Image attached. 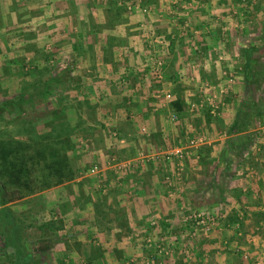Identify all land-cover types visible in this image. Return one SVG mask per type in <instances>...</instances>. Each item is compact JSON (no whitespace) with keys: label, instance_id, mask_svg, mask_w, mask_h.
I'll use <instances>...</instances> for the list:
<instances>
[{"label":"crops","instance_id":"0c3cea01","mask_svg":"<svg viewBox=\"0 0 264 264\" xmlns=\"http://www.w3.org/2000/svg\"><path fill=\"white\" fill-rule=\"evenodd\" d=\"M48 2L63 21L68 66L93 60L105 79L94 100L114 135L102 142L116 151L102 169L56 191L66 223L78 220L69 238L80 256L90 264H264L261 122L235 124L260 112L262 16L248 20L243 0H145L146 15L127 13L125 0ZM152 56L162 58L160 78ZM82 92L79 100L88 98ZM205 211L217 217L209 236L191 225Z\"/></svg>","mask_w":264,"mask_h":264},{"label":"rangeland","instance_id":"374dc122","mask_svg":"<svg viewBox=\"0 0 264 264\" xmlns=\"http://www.w3.org/2000/svg\"><path fill=\"white\" fill-rule=\"evenodd\" d=\"M47 1L0 0V142L7 146L21 142L59 149L68 155L77 177L85 173L94 175L92 169H102L104 158L110 160L116 155L112 147L102 146V142L109 144L114 135L107 132L104 117L97 114L99 102L94 100L96 92L105 87L104 83L98 82L105 79L99 78L101 72L90 66L93 60H85V65L80 68L71 64L68 66L70 57L61 44L63 21L56 20L57 15L50 16L53 11L46 9L52 2L47 4ZM243 1L246 9L251 11L248 20H255L256 14L264 20V0ZM61 5L57 1L53 4L60 9ZM123 5L125 9V3ZM140 8L146 9L147 13H142L140 9L133 12L125 10L142 15L152 12L145 0H140ZM169 8L173 10V5ZM164 38L170 46L169 39ZM166 44L163 42L160 47H167ZM260 55L264 59V51ZM158 59V56H152L149 61ZM255 75L264 79V70L255 69ZM79 90L88 98L79 100ZM255 92L260 93L255 103L262 115L264 84L261 91L256 89ZM259 118L255 119L261 122H258L257 135L264 139V119ZM204 119L207 122V115ZM177 120L178 117L172 122ZM97 129H100L98 133ZM95 134L98 136L94 137ZM59 187L61 185L6 204L15 226H8L9 219L0 216L6 236L3 241L1 229L0 264H11L12 257L18 253L19 246L17 248L16 245L21 244L24 253L32 257L30 264H90L76 249L78 244L74 241L77 237L69 238L71 227L78 220L72 218L66 223L61 216V208L57 207L56 201ZM197 214L209 217L210 231L205 232L193 222L192 228L209 236L216 229V215L206 211ZM4 242L8 251H5ZM85 244H82L84 252L85 247L90 252L92 245ZM70 251L75 255L69 256Z\"/></svg>","mask_w":264,"mask_h":264},{"label":"trees","instance_id":"16d2710c","mask_svg":"<svg viewBox=\"0 0 264 264\" xmlns=\"http://www.w3.org/2000/svg\"><path fill=\"white\" fill-rule=\"evenodd\" d=\"M178 104H173L177 110ZM208 114L207 121L210 119ZM257 114L259 115L251 116L244 112L243 115L236 117L235 124H240L244 128L249 123H254L253 120L255 121L258 117L264 119L263 114L261 115L258 111ZM76 178L77 173L68 155L59 149L21 142L7 146L0 142V216L3 215L6 220L9 219L8 226H15L14 221L10 220L6 204L72 182ZM1 225L3 223L0 222V232L2 229L4 241L5 228ZM17 233H15L16 236ZM5 246L4 242L5 251H8ZM16 246L17 248L19 246L18 253L12 257L11 264H30L32 257L24 253L22 244Z\"/></svg>","mask_w":264,"mask_h":264},{"label":"built area","instance_id":"2783aa9c","mask_svg":"<svg viewBox=\"0 0 264 264\" xmlns=\"http://www.w3.org/2000/svg\"><path fill=\"white\" fill-rule=\"evenodd\" d=\"M125 9H127L129 12H133V11H136L138 9L141 10L142 13H147V10L146 9H142L140 8V0H127L125 2ZM161 43L163 42H166V46L168 47L169 46V43L168 41L164 38V37H161ZM153 65H154V71H155V74L160 78L162 76V71H163V61L162 59H158V60H155L153 61ZM166 99L167 100H171V95L170 94H167L166 95ZM211 113L213 114V111H211ZM171 119L173 121H175L177 119V116L175 114H173L171 116ZM260 131V130H259ZM261 133V131H260ZM262 136H264V130L262 129ZM196 143L194 141H192L190 143L191 146H194ZM178 155L179 157L181 158L182 155H183V152H178ZM97 170V167H95L94 169H92V172L95 173V171ZM192 221L199 227L201 228H204L205 229V232H209L210 231V226L211 224L209 223V217L207 218L206 215H200V214H197L195 215L193 218H192Z\"/></svg>","mask_w":264,"mask_h":264}]
</instances>
